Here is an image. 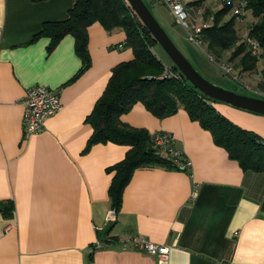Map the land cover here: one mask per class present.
<instances>
[{
  "label": "crops",
  "instance_id": "obj_1",
  "mask_svg": "<svg viewBox=\"0 0 264 264\" xmlns=\"http://www.w3.org/2000/svg\"><path fill=\"white\" fill-rule=\"evenodd\" d=\"M75 1L0 0V201L11 200L14 209L0 211V264H156L153 255L122 246L133 235L168 245V264H264V172L243 170L183 108L157 117L136 102L121 115L150 135H172L191 168L135 169L114 212L107 167L128 147L88 146L86 117L112 67L133 53L117 46L124 31L94 22L87 28L90 63L74 77L82 60L73 35H34L45 21L65 19ZM262 69L264 58L242 72L257 70L260 84ZM34 85L58 92L61 107L40 132L25 134L22 99ZM214 106L264 138V114ZM100 236L111 240L95 247Z\"/></svg>",
  "mask_w": 264,
  "mask_h": 264
},
{
  "label": "trees",
  "instance_id": "obj_2",
  "mask_svg": "<svg viewBox=\"0 0 264 264\" xmlns=\"http://www.w3.org/2000/svg\"><path fill=\"white\" fill-rule=\"evenodd\" d=\"M144 1L151 9V4L157 0ZM219 1L220 7L215 13H204L205 21L209 22L199 33L204 49L216 58L230 50L229 60L238 58L236 66H240V71L252 70L257 61L264 58V0ZM236 7L241 8L242 13L235 14ZM246 12L252 20L246 33L240 35L235 26L236 19L244 17ZM94 22H99L107 31H124L125 38L117 46L129 47L133 53L131 59L112 67L103 93L86 117L93 128L88 146L114 142L128 147L123 159L107 167V171L113 172L108 194L114 212L120 207L122 190L135 169L156 165L178 168L163 150L152 146L154 135L121 119V115L136 102H141L157 117L168 116L183 108L190 119L210 131L214 142L222 146L243 170L264 172V138L220 113L214 106L219 101L195 89L172 63L165 68L152 50L157 42L125 0H76L65 19L45 21L34 37L48 35L55 41L64 34L73 35L75 50L82 60L75 77L90 63L87 28ZM246 38L258 42L260 51L257 54L250 53ZM166 69L168 75H163ZM261 73L260 85H264V69ZM0 205L4 214H13L11 200L0 201ZM109 239L100 236L99 242L107 243Z\"/></svg>",
  "mask_w": 264,
  "mask_h": 264
},
{
  "label": "built area",
  "instance_id": "obj_3",
  "mask_svg": "<svg viewBox=\"0 0 264 264\" xmlns=\"http://www.w3.org/2000/svg\"><path fill=\"white\" fill-rule=\"evenodd\" d=\"M164 4L176 23H179L187 32L188 38L196 44L201 45L202 41L199 38V33L202 27L207 26L209 22L203 21L200 24L193 23L189 20L188 10L181 2V0H157ZM233 12L240 14L241 8L236 7ZM247 47L250 53L257 54L260 51V46L257 41L252 38H246ZM230 63H220V68L223 73L228 74L235 80H240L238 71H234ZM163 75H168L166 69ZM246 90L251 93L264 97V92H256L251 87H246ZM255 92V93H253ZM23 126L24 133H37L44 127L45 120L55 114L61 107V101L58 92L44 86L34 85L29 87L23 96ZM174 139L168 133H156L153 136V147L163 150L171 159V162L178 168L190 170V159L182 156L181 153L173 146ZM1 207V205H0ZM112 214L108 215V219H112ZM101 242H96L95 247L101 246ZM123 247H132L153 255L156 264H168L170 247L164 243H155L143 236L133 235L122 243ZM222 264H236L232 261H224Z\"/></svg>",
  "mask_w": 264,
  "mask_h": 264
},
{
  "label": "rangeland",
  "instance_id": "obj_4",
  "mask_svg": "<svg viewBox=\"0 0 264 264\" xmlns=\"http://www.w3.org/2000/svg\"><path fill=\"white\" fill-rule=\"evenodd\" d=\"M181 2L184 4L186 9V4L195 2V4L190 5V10L192 12L194 11L195 16L189 17V20L196 24H200L205 21L204 13L209 12V14H213L220 7L219 0H181ZM151 9L178 49L204 78L216 85L228 89L243 91L246 87H251L253 91H258L260 93L264 92V85H260L258 83V79L253 76L254 73H258L257 70H253V75L251 73L238 71L239 67H237L232 60H229V51L223 52L219 58H216L215 55L209 54L204 49L203 44L198 45L194 41L189 40L186 30L179 23H176L164 4L156 1L153 5L151 4ZM188 16H190L189 12ZM250 19L251 15L249 12H246L244 17L236 19L235 26L238 34L244 35L246 33L248 28L247 26L251 22ZM152 50L155 56L163 62L164 67L169 68L172 62L160 45L158 43L155 44ZM224 62H229V65L232 66L234 71H238L240 80H235L228 74L222 72L220 63Z\"/></svg>",
  "mask_w": 264,
  "mask_h": 264
},
{
  "label": "water",
  "instance_id": "obj_5",
  "mask_svg": "<svg viewBox=\"0 0 264 264\" xmlns=\"http://www.w3.org/2000/svg\"><path fill=\"white\" fill-rule=\"evenodd\" d=\"M125 1L150 35L165 51L172 64L178 69L180 75L195 89L213 100L227 103L240 109L264 114V97L224 88L204 78L178 49L144 0Z\"/></svg>",
  "mask_w": 264,
  "mask_h": 264
}]
</instances>
